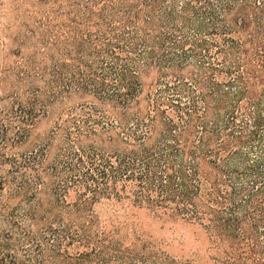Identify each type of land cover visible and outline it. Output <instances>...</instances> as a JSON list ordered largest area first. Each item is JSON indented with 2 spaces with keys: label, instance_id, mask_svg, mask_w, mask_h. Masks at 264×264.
I'll use <instances>...</instances> for the list:
<instances>
[{
  "label": "trees",
  "instance_id": "trees-1",
  "mask_svg": "<svg viewBox=\"0 0 264 264\" xmlns=\"http://www.w3.org/2000/svg\"><path fill=\"white\" fill-rule=\"evenodd\" d=\"M0 31V264H264V0H6Z\"/></svg>",
  "mask_w": 264,
  "mask_h": 264
},
{
  "label": "rangeland",
  "instance_id": "rangeland-1",
  "mask_svg": "<svg viewBox=\"0 0 264 264\" xmlns=\"http://www.w3.org/2000/svg\"><path fill=\"white\" fill-rule=\"evenodd\" d=\"M5 1L0 0V3ZM96 211L103 220L110 222V226L129 224L144 239L155 242L160 249L176 258H193L201 250L199 232L181 222L159 220L151 212L134 208L129 203H105Z\"/></svg>",
  "mask_w": 264,
  "mask_h": 264
}]
</instances>
